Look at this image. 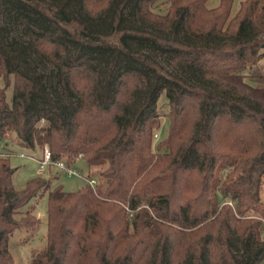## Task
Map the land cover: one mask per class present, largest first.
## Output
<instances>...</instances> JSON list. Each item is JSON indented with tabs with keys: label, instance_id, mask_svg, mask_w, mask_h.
Returning a JSON list of instances; mask_svg holds the SVG:
<instances>
[{
	"label": "trees",
	"instance_id": "trees-1",
	"mask_svg": "<svg viewBox=\"0 0 264 264\" xmlns=\"http://www.w3.org/2000/svg\"><path fill=\"white\" fill-rule=\"evenodd\" d=\"M209 1L0 0V145L100 168L95 187L17 190L0 154V264L46 194L31 264L264 261V87L245 73L264 58V0Z\"/></svg>",
	"mask_w": 264,
	"mask_h": 264
},
{
	"label": "rangeland",
	"instance_id": "rangeland-1",
	"mask_svg": "<svg viewBox=\"0 0 264 264\" xmlns=\"http://www.w3.org/2000/svg\"><path fill=\"white\" fill-rule=\"evenodd\" d=\"M241 1L243 0H234L233 12H236L239 9ZM218 2L219 0H210L209 6L215 7ZM245 73L249 75L247 77L248 83L255 87H264V58L261 59L255 67L248 69ZM6 82L5 78L0 77V86H5ZM6 93L8 101L11 103L13 98L12 86L7 88ZM166 102V98L164 96L161 97L159 108L162 113L168 111ZM169 124V119L164 117L162 119L161 128L155 131V134L159 135V137L156 138L154 134L155 144L167 137ZM3 144L0 145V154L12 152L11 165L16 169L13 175V183L15 189L21 190L30 178L37 175V171L40 169L37 160L42 157L44 148L47 145L44 146L43 150H37L35 153H32V151L20 148L16 139L9 141L6 148ZM74 168L78 171L80 176L74 175L69 177L65 173H61L56 167H53L52 169L46 168L41 173L38 171V175L45 178L49 176L52 177L53 187L61 184L66 191H77L85 185V183H88V175L93 176L96 180L100 172V168L90 169L83 159L77 160ZM262 201L264 202V194L262 195ZM30 205L34 215L39 218L40 222L35 229H22L15 231L10 238L9 249L14 259L13 264H31L33 254L43 251L47 247V194L38 199H34ZM27 209L28 207L24 208V211ZM261 264H264V261Z\"/></svg>",
	"mask_w": 264,
	"mask_h": 264
},
{
	"label": "built area",
	"instance_id": "built-area-1",
	"mask_svg": "<svg viewBox=\"0 0 264 264\" xmlns=\"http://www.w3.org/2000/svg\"><path fill=\"white\" fill-rule=\"evenodd\" d=\"M155 137L158 138L159 135L155 134ZM37 163L40 165V169L38 170L39 173L43 172L46 168L53 166V167L58 168L59 170H62L69 177L74 176V175L80 176V174L74 167H68L63 161H53L51 151L49 150L47 146L44 148L43 155L41 158L37 160ZM88 183L92 187H95L96 181L89 180Z\"/></svg>",
	"mask_w": 264,
	"mask_h": 264
},
{
	"label": "crops",
	"instance_id": "crops-1",
	"mask_svg": "<svg viewBox=\"0 0 264 264\" xmlns=\"http://www.w3.org/2000/svg\"><path fill=\"white\" fill-rule=\"evenodd\" d=\"M37 175H38V171H37ZM37 175H36V176H37Z\"/></svg>",
	"mask_w": 264,
	"mask_h": 264
}]
</instances>
